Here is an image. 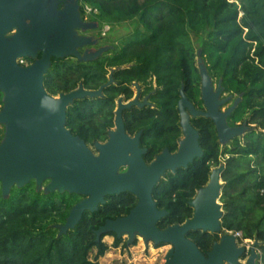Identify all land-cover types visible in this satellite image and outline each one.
<instances>
[{
  "label": "trees",
  "instance_id": "1",
  "mask_svg": "<svg viewBox=\"0 0 264 264\" xmlns=\"http://www.w3.org/2000/svg\"><path fill=\"white\" fill-rule=\"evenodd\" d=\"M58 1L61 11L67 0ZM78 1L82 17L85 6L97 11L90 21L100 29L129 23L132 31L117 42H105L110 49L95 60L52 58L43 82L50 96L80 86L89 91L104 87L101 96L76 100L67 108L66 128L87 146L106 143L115 128L117 101L132 100V86L140 84L151 106L124 110L125 131L132 137L141 134L147 164L166 150L175 154L183 138L181 91L197 110H204L203 64L213 84L240 98L227 119L229 126L247 129L222 146L212 119L191 118L203 155L186 168L167 172L154 187L153 200L167 213L158 227L166 230L193 218L190 202L208 185L212 170L224 166L221 232L191 231L187 238L207 255L221 235L241 233L243 240L257 242L259 264H264V0ZM192 35L198 38L199 50ZM3 99L0 91V109ZM46 185L47 181L38 189L32 180L4 196L0 183V264H100L110 249L106 237L114 238V248L137 244V239L123 243L115 234L100 239L96 235L107 221L126 217L135 209L134 194L107 196L96 212L85 211L76 227L63 233L58 226L66 224L72 208L84 197L46 192Z\"/></svg>",
  "mask_w": 264,
  "mask_h": 264
},
{
  "label": "water",
  "instance_id": "2",
  "mask_svg": "<svg viewBox=\"0 0 264 264\" xmlns=\"http://www.w3.org/2000/svg\"><path fill=\"white\" fill-rule=\"evenodd\" d=\"M58 4V0H0V91L4 93L0 123L8 128L0 151L3 195H8L14 186L23 187L34 180L38 189L47 181L46 192L83 196L72 208L66 224L58 226L65 233L76 227L85 211L96 212L107 196L129 192L138 199L135 209L126 217L107 221L96 232L97 239L110 233L118 238L128 236V243L141 237L146 245H171L172 255L164 264H243L241 260L247 256L246 264H259L255 247L249 254L245 248H237L233 234L220 237L207 255L187 238L191 231L221 232L224 166L212 170L208 185L190 202L193 218L182 225L159 229L158 222L167 213L157 208L152 197L154 187L167 172L186 168L203 155L199 133L191 125V118L212 119L221 144L244 134L245 125L230 127L227 122L240 98L222 112L219 99L223 88L218 85L214 90L213 81L199 60L204 110H197L181 91L178 109L183 138L175 154L166 150L152 163L144 161L147 150L140 147L141 134L132 137L126 133L122 113L146 103L140 104L138 99L124 102L120 98L115 111V131H111L106 144L94 145L100 152L99 157L94 156L66 128V110L76 100L101 96L104 87L89 91L80 86L56 99L46 92L43 82L52 58L77 57L90 61L110 47L81 55L79 48L94 45L96 41L78 37L76 30H86L92 24L83 21L78 0H67L61 11L57 10ZM14 30L15 35L9 36ZM20 59H32L33 63L21 66ZM111 83L112 79L106 86Z\"/></svg>",
  "mask_w": 264,
  "mask_h": 264
},
{
  "label": "rangeland",
  "instance_id": "3",
  "mask_svg": "<svg viewBox=\"0 0 264 264\" xmlns=\"http://www.w3.org/2000/svg\"><path fill=\"white\" fill-rule=\"evenodd\" d=\"M82 18L85 23L92 24V25L86 30L77 29L76 32H77L78 37L85 39V40L90 39L92 41H96V44L94 45L88 44L84 47L79 48V52L81 55H84L85 52H88L89 54H94L97 51H99L101 48L110 47L111 46L110 44L106 46L104 45V43L105 42L111 43L114 40H115L114 42H117V39L129 34L132 31V27L129 23L117 25L113 28H111L110 26L111 30L108 32V34L105 37H103L102 29L100 28L96 29L95 27V24L97 23L95 22L91 23L90 18L87 21L84 19V17ZM15 33H16V30L11 32L9 36H13L15 35ZM101 37L104 38V40H102ZM192 40L194 42L195 48L199 50L198 38L192 35ZM213 86H214V90L216 91L218 85L213 84ZM132 88L134 90V98L132 100L138 99V101L140 100L142 102V103L140 102L141 104H145V103L147 104V101L145 100V98L140 99V95L144 91L145 87L140 84H133ZM55 98L58 99L60 98V96H55ZM219 101L222 102V105L220 106V110L222 112H225L227 109H229L235 104V102L237 101V98L222 92V95ZM2 107H3V104H2ZM1 110L2 108L0 109V112ZM7 130H8L7 125L4 123H0V131H1L0 151H3L2 146H3V141H4V137L6 135ZM112 131H115V128ZM241 136H243V134ZM106 143H103V144H106ZM221 145L225 146L226 144L222 143ZM88 148L93 153L94 156L96 157L100 156V152L98 151L96 146L94 145L88 146ZM220 167L214 168L213 170L218 169ZM123 171L125 170H121V172ZM223 235H221V237ZM110 239H111L110 241L112 242L108 244L110 246V249L107 252V254L99 260L100 264H164L167 258L172 255L173 247L171 245H165L160 248H155L153 243H149L148 245H146L144 240L141 237H137V244L135 246H130L127 248H125L123 245H121L118 248H114L112 246L114 240L112 238ZM106 240L107 239L105 238L104 241L107 242ZM122 240H123V243L127 244L129 242V237L123 236ZM246 241L247 242H236L237 248H245L249 254L251 249L255 247L256 252L259 253L258 247H257L258 244L256 241H252V240L251 242L249 240H246ZM94 255L95 253L91 254L92 259H94ZM247 260H248V256L245 260H241V262L243 264H246Z\"/></svg>",
  "mask_w": 264,
  "mask_h": 264
},
{
  "label": "built area",
  "instance_id": "4",
  "mask_svg": "<svg viewBox=\"0 0 264 264\" xmlns=\"http://www.w3.org/2000/svg\"><path fill=\"white\" fill-rule=\"evenodd\" d=\"M85 9V15H84V19L87 21L89 18H91V16L93 14H96L97 11L93 8H91L90 6H85L84 7ZM111 30L110 26L109 25H105L103 28H102V36L105 37L108 32ZM19 64L21 66H30L31 64H29L26 59H20L19 60ZM229 234H233L235 235L236 239H237V242H247L246 240H243L242 238V234L241 233H232V232H229ZM239 240H242V241H239ZM251 242V240H249ZM248 250V249H247ZM249 251V250H248ZM259 252V251H258ZM260 255V253H258ZM260 262V260H259Z\"/></svg>",
  "mask_w": 264,
  "mask_h": 264
},
{
  "label": "flooded vegetation",
  "instance_id": "5",
  "mask_svg": "<svg viewBox=\"0 0 264 264\" xmlns=\"http://www.w3.org/2000/svg\"><path fill=\"white\" fill-rule=\"evenodd\" d=\"M91 23H92V21H90ZM95 27H96V29H98L99 28V26L97 25V24H95ZM134 98V97H133ZM143 98H145V100L147 101V104L145 105V106H143V107H146V106H151V102L149 101V96H143V92H142V94L140 95V99H143ZM139 102H141L140 100H139ZM142 103V102H141ZM140 103V104H141ZM138 107H140V106H138ZM47 184H48V182H47Z\"/></svg>",
  "mask_w": 264,
  "mask_h": 264
},
{
  "label": "crops",
  "instance_id": "6",
  "mask_svg": "<svg viewBox=\"0 0 264 264\" xmlns=\"http://www.w3.org/2000/svg\"><path fill=\"white\" fill-rule=\"evenodd\" d=\"M110 238H112V239L114 240L113 237H110ZM110 238L106 237V239H107V240H106V241H107L106 243H107V244L112 243V242H110V240H111Z\"/></svg>",
  "mask_w": 264,
  "mask_h": 264
},
{
  "label": "bare ground",
  "instance_id": "7",
  "mask_svg": "<svg viewBox=\"0 0 264 264\" xmlns=\"http://www.w3.org/2000/svg\"><path fill=\"white\" fill-rule=\"evenodd\" d=\"M111 242V241H110Z\"/></svg>",
  "mask_w": 264,
  "mask_h": 264
}]
</instances>
